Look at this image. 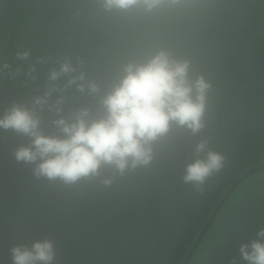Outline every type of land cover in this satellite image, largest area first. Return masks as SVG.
<instances>
[{"label":"trees","instance_id":"1","mask_svg":"<svg viewBox=\"0 0 264 264\" xmlns=\"http://www.w3.org/2000/svg\"><path fill=\"white\" fill-rule=\"evenodd\" d=\"M156 44L189 59L210 83L204 128L193 135L174 126L150 165L123 175L103 166L71 185L33 176L13 158L27 139L0 130V264H11L13 245L41 237L53 241L52 264H181L233 182L264 164V0H198L152 16L104 12L98 0H0V65L19 68L14 77L0 71V110L43 90L64 57L82 61L103 90L123 60ZM22 50L29 56L18 60ZM65 95L66 110L94 103L74 89ZM41 116L45 125L54 118ZM200 139L224 164L197 188L181 176ZM259 227L264 169L232 190L186 264H230L237 243Z\"/></svg>","mask_w":264,"mask_h":264},{"label":"clouds","instance_id":"2","mask_svg":"<svg viewBox=\"0 0 264 264\" xmlns=\"http://www.w3.org/2000/svg\"><path fill=\"white\" fill-rule=\"evenodd\" d=\"M198 0H98L104 12L163 15L184 12ZM27 50L18 51L24 60ZM15 76L19 68L0 65ZM34 72L33 68L29 73ZM211 85L189 59L164 44L144 45L123 60L117 74L101 89L70 57L58 60L47 73L46 86L26 102H12L0 110V130L25 137L13 151L17 162L31 166L36 178L65 185L100 175L109 166L123 175L150 165L154 146L175 126L195 135L204 128L206 99ZM93 98L94 103L65 109L66 91ZM53 114L45 125L41 113ZM46 127L51 129L46 131ZM194 158L185 164L181 180L199 188L223 167L224 157L206 139L194 145ZM103 184H110L105 177ZM230 264H264V227L236 246ZM11 264H52L53 241L37 238L9 249Z\"/></svg>","mask_w":264,"mask_h":264},{"label":"water","instance_id":"3","mask_svg":"<svg viewBox=\"0 0 264 264\" xmlns=\"http://www.w3.org/2000/svg\"><path fill=\"white\" fill-rule=\"evenodd\" d=\"M264 169V164H262L259 167L253 168L252 170H249L246 174H244L242 177L236 179L233 184L231 185V187L226 191V193L224 194V196L222 197V199L220 200V202L217 204V206L213 209L211 216L209 217V219L204 223L199 235L196 238V241L193 243V245L191 246V248L189 249V251L186 253L184 260L182 261L181 264H186L190 257L192 256L197 244L199 243L201 237L204 235L206 227L210 224V222L212 221V219L215 217L216 213L218 212V210L220 209V207L222 206V204L224 203V201L226 200V198L230 195V193L232 192V190L237 186L238 183H240L242 180H244V178H246L247 176L253 174L256 171H261Z\"/></svg>","mask_w":264,"mask_h":264}]
</instances>
